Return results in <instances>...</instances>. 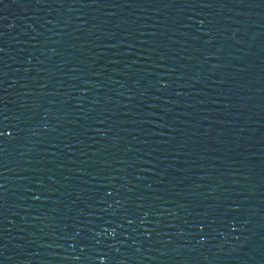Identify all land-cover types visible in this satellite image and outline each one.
<instances>
[{
  "label": "water",
  "instance_id": "1",
  "mask_svg": "<svg viewBox=\"0 0 264 264\" xmlns=\"http://www.w3.org/2000/svg\"><path fill=\"white\" fill-rule=\"evenodd\" d=\"M0 264H264V0H0Z\"/></svg>",
  "mask_w": 264,
  "mask_h": 264
}]
</instances>
